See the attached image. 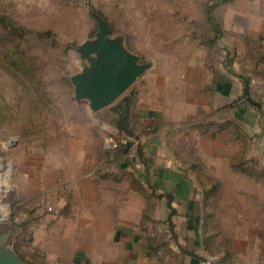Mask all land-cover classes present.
<instances>
[{
  "label": "crops",
  "instance_id": "crops-1",
  "mask_svg": "<svg viewBox=\"0 0 264 264\" xmlns=\"http://www.w3.org/2000/svg\"><path fill=\"white\" fill-rule=\"evenodd\" d=\"M201 68L195 73L188 68L185 74L173 66L170 76L161 75L155 94L135 92L134 136L121 131L109 115L130 87L99 111L87 105L88 116L95 113V129L108 132L98 134L95 143H88L85 133L83 140L64 147L29 146L27 164L18 169V200L10 212L16 216L9 231L0 228V238L10 237L24 264H196L208 258L212 264L259 262L252 256L257 248L254 225L239 229L247 228L250 235L233 237L228 247L211 251L202 228L208 212L204 189L192 160L182 158L176 144H186L188 152L202 158L205 169L206 157L196 138L209 143L204 152L217 160L225 155L226 160L215 163L227 169L215 175L221 200L224 185L236 198L247 194L258 200L264 181L234 168L230 156L238 150L228 156L226 143L233 136H246L251 143L247 165L259 174L254 153L264 155V119L257 104L264 103V96L251 89L254 79L242 73L237 61ZM245 80L252 103L244 95ZM106 114L104 122L100 118ZM206 123L210 125L203 132L197 128ZM108 138L119 146L112 148Z\"/></svg>",
  "mask_w": 264,
  "mask_h": 264
},
{
  "label": "rangeland",
  "instance_id": "rangeland-1",
  "mask_svg": "<svg viewBox=\"0 0 264 264\" xmlns=\"http://www.w3.org/2000/svg\"><path fill=\"white\" fill-rule=\"evenodd\" d=\"M210 1L215 0H0L2 13L25 29L0 32V228L6 231L16 216L10 212L18 200V169L20 172L27 164L29 146L37 142L64 147L83 140L85 133L88 143H95L98 134H108L95 129V113L88 116V102L75 99L71 81L82 68L76 47L93 39L98 30L95 14L108 21L112 36L124 37L127 48L140 55L141 62L152 63L131 86V94H155L156 85L163 82L161 75L170 76L173 66L187 74L188 68L195 73L222 60L229 65L237 61L242 73L254 79L251 89L264 96V0L219 3L214 15L224 33L215 46L205 43L212 34L207 18L208 8L214 4L207 3ZM163 66L167 73L161 71ZM100 119L107 122V114ZM232 141L226 143L228 156L244 146L247 157L250 140L238 135ZM195 142L208 165L202 168L205 177L200 183L209 189L210 180L218 182L216 174L227 172L215 166L226 157L222 154L217 160L204 152V144L209 143L199 138ZM237 154H231L230 159ZM254 154L259 157V178L264 181V155ZM17 156L19 160L14 159ZM253 170L257 173L256 167ZM230 177L223 175L224 179ZM224 187L222 200L220 188L204 200V208L213 213L211 217L207 212L203 215V235L228 243L233 237L250 235L246 229L254 225L257 248L252 256L259 257L257 264H264V185L258 200L247 198V194L236 198L229 186ZM242 225L247 228L240 232Z\"/></svg>",
  "mask_w": 264,
  "mask_h": 264
},
{
  "label": "water",
  "instance_id": "water-1",
  "mask_svg": "<svg viewBox=\"0 0 264 264\" xmlns=\"http://www.w3.org/2000/svg\"><path fill=\"white\" fill-rule=\"evenodd\" d=\"M95 17L98 30L76 47L82 68L71 76L75 99L87 101L93 112L116 102L152 64L141 62L122 35L112 36L105 18ZM0 264H24L6 237L0 238Z\"/></svg>",
  "mask_w": 264,
  "mask_h": 264
},
{
  "label": "trees",
  "instance_id": "trees-1",
  "mask_svg": "<svg viewBox=\"0 0 264 264\" xmlns=\"http://www.w3.org/2000/svg\"><path fill=\"white\" fill-rule=\"evenodd\" d=\"M223 1H231V0H215L207 2V3H214L212 5L209 6L208 11H207V18L208 21L210 23V27H211V31L212 34L211 36H209L205 41V43H207V45L209 46H215V44L218 42V40L222 37L224 30L222 28V25L220 23L219 20H217L216 16L214 15V10L217 7V5ZM1 30H6L9 34L12 32H18V31H25V29L23 27H21L20 25H18L17 23H15L14 21H12L10 18H8L7 16H5L2 11L0 10V32ZM26 31H28V29H26ZM212 48V47H211ZM20 64V63H18ZM34 90L36 89L35 87L33 88ZM42 92V88H39ZM245 96H248V100L250 101V103H252V97L250 95V90H249V86H248V81L245 80ZM36 95L38 96V91L36 89ZM45 96V95H42ZM38 99H42V97H38ZM135 100V93L131 94V93H126L123 97H121L114 105H112L109 108V115L111 116L112 122L114 125H116L121 131H124L128 136H134L135 132L134 129L132 128V124H133V114H132V105L134 103ZM258 107L260 108L261 105L257 104ZM210 124L206 123V124H200L197 125V128H199L202 132L204 128L208 129V126ZM213 125L215 127H218V124L213 123ZM229 128L232 129H236L237 132L239 133V128L235 125H231L228 124ZM236 127V128H235ZM206 129V130H207ZM174 134L177 135L179 134V131H174ZM178 149H179V155L182 156V158L184 159H191L192 163L194 164V169L196 171L197 177L199 179V181L202 183L203 178L205 177L202 173V168H203V164H202V159L200 157L197 156V154L195 152H188L187 149V145L186 144H176ZM246 147L242 146L240 151H238V154L234 156L233 160L231 161L232 165L234 168H236L238 171L245 173L249 176H259V174H257L254 170H252V168L249 167V165H247V162L249 161V159L246 157L245 152H246ZM263 181V180H262ZM200 183V184H201ZM209 184V189L207 188H203L204 189V196L205 199L204 200H208L210 199L213 195H215L218 190H219V183L217 181L214 180H210ZM203 184V183H202ZM213 211H209L207 212L206 215H208L209 217L212 216ZM206 226V225H205ZM10 227L7 228L6 231H9ZM5 231V232H6ZM214 235L213 236H209L207 237L205 235V239L207 242V245H209L210 249L211 248H217V250H222V248H225V245H227V240H225V244L220 243V241L215 242L214 241ZM213 238V239H212ZM216 238V237H215ZM219 243L221 245H219ZM222 246V247H220ZM228 249L226 251V254H228Z\"/></svg>",
  "mask_w": 264,
  "mask_h": 264
},
{
  "label": "built area",
  "instance_id": "built-area-1",
  "mask_svg": "<svg viewBox=\"0 0 264 264\" xmlns=\"http://www.w3.org/2000/svg\"><path fill=\"white\" fill-rule=\"evenodd\" d=\"M107 143L112 147V148H117L119 146V143L117 141H115L112 138H108L107 139ZM3 218H6V215L3 214L2 215ZM196 264H212V259L208 258V259H202L200 261H198Z\"/></svg>",
  "mask_w": 264,
  "mask_h": 264
}]
</instances>
